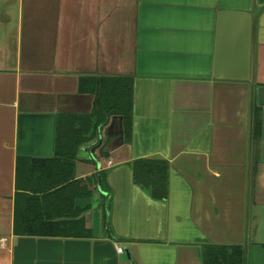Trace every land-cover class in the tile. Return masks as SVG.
<instances>
[{"label": "crops", "instance_id": "obj_1", "mask_svg": "<svg viewBox=\"0 0 264 264\" xmlns=\"http://www.w3.org/2000/svg\"><path fill=\"white\" fill-rule=\"evenodd\" d=\"M234 11L253 20L247 79L231 69ZM100 78L127 82L132 109L76 152L75 177L94 176L78 200L93 235L15 234L17 192H36L29 161L58 156L60 116L93 112ZM263 86L264 0H0V264H203L205 245L264 264ZM144 161L168 162V197L136 180Z\"/></svg>", "mask_w": 264, "mask_h": 264}, {"label": "trees", "instance_id": "obj_2", "mask_svg": "<svg viewBox=\"0 0 264 264\" xmlns=\"http://www.w3.org/2000/svg\"><path fill=\"white\" fill-rule=\"evenodd\" d=\"M120 86L124 88L121 89ZM99 87L93 112L60 116L58 156L29 161V180L36 184V192L25 194L18 190L15 234L74 237L93 235L85 216L90 206L82 207L78 205V200L88 199L93 195L91 188L94 176L75 177L76 152L82 144L98 137V126L110 113H122L127 121L132 109V88L127 82L122 83L121 78H100ZM21 164L20 162L18 169ZM138 164L136 180L147 184L155 197H168V162L144 161ZM65 170L69 173L63 174ZM20 175L21 172L18 171L17 179ZM202 259L203 264H245L244 250L240 245H205L202 248Z\"/></svg>", "mask_w": 264, "mask_h": 264}, {"label": "water", "instance_id": "obj_3", "mask_svg": "<svg viewBox=\"0 0 264 264\" xmlns=\"http://www.w3.org/2000/svg\"><path fill=\"white\" fill-rule=\"evenodd\" d=\"M226 13L223 14V17L220 20V26H219V39H218V48L216 53V67L218 70V73H222L221 69H224L225 66V55L229 53L227 49V42H228V32L230 27H232V24L235 23V21H228L226 19ZM235 17L238 20L242 21L243 27H244V39L242 42V47L240 49L241 51V64L238 66H231L232 72L233 71H242L241 74H235V77L241 78V79H247L250 76L251 71V59H252V52H251V46H252V16L249 13L245 12H232L229 13L228 18ZM240 23V22H239ZM241 24V23H240ZM231 75V76H234ZM219 76V75H218ZM221 76V75H220ZM93 82V88L90 90V92L95 91V85L96 82L92 78ZM259 98L260 103L264 102V86L259 89ZM264 140V137H263Z\"/></svg>", "mask_w": 264, "mask_h": 264}, {"label": "built area", "instance_id": "obj_4", "mask_svg": "<svg viewBox=\"0 0 264 264\" xmlns=\"http://www.w3.org/2000/svg\"><path fill=\"white\" fill-rule=\"evenodd\" d=\"M118 250H119V251H123V247H122V246H119V247H118Z\"/></svg>", "mask_w": 264, "mask_h": 264}]
</instances>
